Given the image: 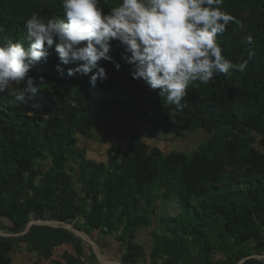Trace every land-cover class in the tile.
<instances>
[{
  "label": "trees",
  "instance_id": "obj_1",
  "mask_svg": "<svg viewBox=\"0 0 264 264\" xmlns=\"http://www.w3.org/2000/svg\"><path fill=\"white\" fill-rule=\"evenodd\" d=\"M119 2L100 0V6L107 12ZM222 7L236 18L217 37L222 55L233 63L246 60L247 67L190 86L182 107L133 79L118 42L112 61L99 62L108 79L95 87L90 76L96 70L68 76L75 65L62 64L54 45L47 62L29 73L37 83L45 78L38 94L16 101L21 85L12 95L0 93V224L22 230L33 218L66 223L81 213L87 233H116L125 245L124 264L146 259L138 238L149 229L151 264L165 254L162 264L187 261L196 249V264L264 255V0H224ZM33 14L64 19L61 0H0V44L26 47L25 22ZM249 35L253 43H242ZM134 122L174 140L205 137L190 151L168 152L130 134L110 144L106 161L85 158L79 136ZM78 159L76 178L89 212H81L75 176L66 170ZM12 251V242L0 236V264L11 263ZM214 251L225 259L212 260Z\"/></svg>",
  "mask_w": 264,
  "mask_h": 264
},
{
  "label": "clouds",
  "instance_id": "obj_2",
  "mask_svg": "<svg viewBox=\"0 0 264 264\" xmlns=\"http://www.w3.org/2000/svg\"><path fill=\"white\" fill-rule=\"evenodd\" d=\"M63 17L45 21L33 14L25 22L27 46L0 44V93L23 102L38 94L44 77L29 75L39 62H47L55 45L67 75H89L95 87L108 79L100 61H112L113 42L124 49L121 58L131 66L133 79H143L159 90L168 105L182 107L190 86L208 84L218 75L245 71L247 61L233 63L222 55L218 35L236 18L223 10L224 0H120L107 12L100 0H61ZM242 43L251 45L249 35ZM120 63H115L119 71ZM198 86V85H197ZM35 107V106H34Z\"/></svg>",
  "mask_w": 264,
  "mask_h": 264
},
{
  "label": "crops",
  "instance_id": "obj_3",
  "mask_svg": "<svg viewBox=\"0 0 264 264\" xmlns=\"http://www.w3.org/2000/svg\"><path fill=\"white\" fill-rule=\"evenodd\" d=\"M78 220L82 223L85 221L81 217H78ZM6 227L7 225L3 226L0 224V233H10L9 236H7V239H9L13 244V251L11 253L12 261L10 264H36L39 256H50L53 253L54 248L63 243L71 244L75 249V254L67 255L59 264H84L82 259H85L89 264H124L121 258L120 250L119 252L116 251L112 244L113 241H111V238L114 234H107L101 237V234L95 235V231L87 233L86 230H82L88 234L87 237L91 235L92 238H94L93 240L88 237L89 240L94 241L97 244L96 246L93 245V243H91L86 236L85 238L80 237L73 230L62 226L33 224L31 227L27 228L26 226L22 230H11ZM146 232L151 233L150 239H147V243L144 244L147 256L146 259L139 261V264H151L150 254L152 248L153 229H149L143 233L145 234ZM98 239L102 241V245L99 243ZM98 250L101 252L102 260L98 256ZM198 252L199 249L193 250V255L189 258V260H178L176 264H196ZM223 255L224 254L220 251H214L210 257L212 260H218L223 258ZM168 259L169 256L165 254L164 258L160 260V264ZM244 264H264V255L254 257L251 256Z\"/></svg>",
  "mask_w": 264,
  "mask_h": 264
},
{
  "label": "rangeland",
  "instance_id": "obj_4",
  "mask_svg": "<svg viewBox=\"0 0 264 264\" xmlns=\"http://www.w3.org/2000/svg\"><path fill=\"white\" fill-rule=\"evenodd\" d=\"M17 86L18 85H13L12 86V92H15L17 90ZM105 119V117H104ZM108 119V118H107ZM131 135H142L145 137V139L149 140V142L151 144H155L156 146H161L165 151H170V150H174L177 149L179 151H190L194 148L197 147L198 144H200L203 140V138L205 136H201L197 134V136L194 137H189L187 139H182V140H174L171 138H168L166 134H154L150 128L148 126H145L144 124H142L141 122H134L130 125H125V129H112L108 132L100 129H96V131L94 132L93 136L90 135V137H80V144L81 147L83 149H85V158H88L89 160L92 161H106L108 156H107V150L110 147L111 143H114L116 140H118L120 137L125 136V137H129ZM127 143V141H122V144L125 146ZM80 159L76 160V161H72L70 160L67 164H66V170L68 172H71L74 174L75 178H74V188L80 193V196L78 197V201L80 202V204L82 205V210L81 212H89L90 211V206L87 204L88 202L84 203V191L82 189V184L77 180V175L80 171ZM50 166V164L47 162L43 167L44 169H47ZM78 217H81L84 219V217L81 215V213L79 214ZM78 217L76 218V220L70 222L72 224L75 225V227L81 229V230H85V222H80L78 220ZM34 219V218H33ZM57 222V221H55ZM121 233V232H118ZM94 234H98L101 237L105 236L107 234H103V233H99V231H95ZM88 235V234H87ZM88 237H90L91 239L94 240V238H92L91 235H89ZM151 237V233L150 232H146L145 234H140L138 241L146 244L147 243V239H150ZM98 238V237H97ZM99 240V243L101 244L102 241ZM111 241H113V246L115 248L116 251L119 252V250L122 248H125L124 244H120V242L117 240V236L116 233L113 235V237L111 238ZM102 245V244H101Z\"/></svg>",
  "mask_w": 264,
  "mask_h": 264
},
{
  "label": "water",
  "instance_id": "obj_5",
  "mask_svg": "<svg viewBox=\"0 0 264 264\" xmlns=\"http://www.w3.org/2000/svg\"><path fill=\"white\" fill-rule=\"evenodd\" d=\"M33 224H41V225H47V226H62L64 228H69L71 230H73L77 235H79L80 237H87V233L85 231L79 230L78 228L75 227L74 224L72 223H63V222H55V221H47V220H37V219H33L31 220L28 225L27 228L31 227ZM10 233H6V232H1L0 236L7 238V236H9ZM88 238V237H87ZM89 240V238H88ZM91 243H93V245L97 244L94 241L89 240ZM98 249V247H97ZM98 256L99 258L102 260V255L101 252L98 250ZM252 257L254 256H263V255H251ZM251 256H247L245 258H243L240 262H238L237 264H244L246 262V260H248Z\"/></svg>",
  "mask_w": 264,
  "mask_h": 264
},
{
  "label": "built area",
  "instance_id": "obj_6",
  "mask_svg": "<svg viewBox=\"0 0 264 264\" xmlns=\"http://www.w3.org/2000/svg\"><path fill=\"white\" fill-rule=\"evenodd\" d=\"M75 254V249L71 244L63 243L57 245L50 256H39L36 264H59L67 255ZM84 264H89L82 259Z\"/></svg>",
  "mask_w": 264,
  "mask_h": 264
}]
</instances>
